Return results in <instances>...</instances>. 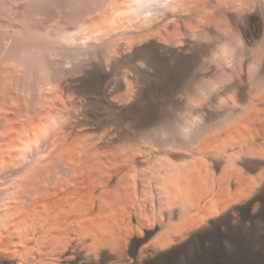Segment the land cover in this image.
<instances>
[{
    "label": "bare ground",
    "instance_id": "obj_1",
    "mask_svg": "<svg viewBox=\"0 0 264 264\" xmlns=\"http://www.w3.org/2000/svg\"><path fill=\"white\" fill-rule=\"evenodd\" d=\"M50 1L56 3L51 7L68 0ZM121 1L110 4L117 7ZM23 2L29 6L16 10L19 16L35 12L33 25L42 24L50 8ZM170 5L152 23L129 24L132 28L121 36L125 39L118 41L122 44L117 42L119 57L137 63L133 81L121 71L116 79L103 72L85 80L88 97L81 115L86 126H93L89 120L95 114L112 115L111 135H125L124 124H129L140 137L161 124L162 102L173 105L182 124L198 113L208 125L222 113L231 122L221 132L210 129L193 147L183 143L189 154H153L152 143L148 154L46 153L16 166L12 162L19 156L0 154V200H15L0 211V264H264V90L256 92L249 77L251 65L264 74V0H178ZM98 20L83 25L92 28ZM1 31L0 37L12 40L10 31ZM24 41L21 48L37 46ZM124 41H129L128 50ZM91 96L99 100L94 113L87 111ZM4 163L15 167L3 168ZM155 225L159 235L145 245Z\"/></svg>",
    "mask_w": 264,
    "mask_h": 264
},
{
    "label": "rangeland",
    "instance_id": "obj_2",
    "mask_svg": "<svg viewBox=\"0 0 264 264\" xmlns=\"http://www.w3.org/2000/svg\"><path fill=\"white\" fill-rule=\"evenodd\" d=\"M3 1L0 0V26H1L0 31L1 30H2L1 32L4 31L3 32L4 34L6 32L10 31L11 35H12V40L10 39L11 42L12 41L15 42L13 37L16 39L17 42L19 40L18 43L22 42L21 46L19 44L17 46V45H14L16 43L13 44L10 42V40L4 39L2 37V35L0 37V63H1L0 64V70H1L0 71V80H1L0 81V99L2 100L0 102L1 103L0 104L1 105L0 106V142H1L0 143V154H15V158L19 156L17 163L15 161L12 162V164L14 163L15 166L24 162L27 157H30V158L32 157L31 159H33L34 158L33 156H35L36 154H46V153L47 154H64V152H65V154H67V153L70 154L72 152L71 154H88L89 153V154H133L134 155L135 152H136V154H139V152L141 154H148V153H150V152L152 153L154 151L153 154H157L158 152H159V154H163L164 151L165 152L168 151L167 153H172V154H174V152H175V154H189L188 148L185 147V145L183 143L189 145L188 147H190V146L193 147V145H195L199 141L198 139H201L202 137H204L205 134L207 135L208 133H211L212 129H213V132H217V131L221 132L224 129H226V127L231 122L230 121L231 117L227 113L223 117L224 113H222L218 117H214L213 120H211V122H209V125H208V123H204L202 121L201 113H198V116L194 117L193 120L189 121L187 124H182L179 121H177L180 117L178 116L177 112L174 111L175 108L173 107V105H170L169 103H166V102H162V110H161V118H160L161 121L159 122L161 124H157V125L149 128L146 132H143L140 135V137H139V135H137V133L135 131L133 133V130H131L129 124H124L125 127L123 126L127 131V133L125 135H123V136L117 135V134L111 135L110 134L111 133L110 132V125H111V121L113 120L112 115H106V114H104L103 116L101 114L93 115V117H91L89 120V123L93 124L92 127L86 126L87 122H84L85 120L83 119V117L81 115V106L87 100V97H88L87 92L84 89L85 80H87V78H89L93 74L103 73V72L108 74L111 78L116 79L118 77V75L120 74V71H121L120 75H123L125 77L127 76L126 78L124 77V79L128 80V82L131 81L132 79L134 80V76H135L134 71H135V67H136L137 63L132 62V60H130L129 58H126V57H122V56L119 57L120 55H118V53H117L118 52L117 49H118L119 45L116 48V45L119 43L118 41L121 42V40H122L121 36L124 34H125L124 36H126V33H128L127 31H129V27H131V25H129V24L132 23V26H133V24H136V25L141 24L144 26V24H146V25L149 24V21H151V23H152L154 20L159 19V17L165 11H168L171 9V7H170V9H168L170 4H171L170 6H172V4L176 3L178 0H175V1L174 0H171V1L170 0H139V1L138 0H122L119 3V5H117V7H115V5L118 3L111 5L110 0H87V2H86V0L84 2H82V0H79L80 3L78 1H75V0L73 2L71 0H68V1H65V4L62 6L58 3L60 5V7L59 6L57 7L58 4L56 6L50 7V5L56 4L55 2L50 1V0H49V2H48V0H44V1L41 0V2H39L38 0H34V1L31 0V1H33L32 3H36L33 5H37V6L41 7L45 3L46 5L45 6L43 5V8L44 9L50 8L48 10L50 13L48 11L46 12V16H45L44 20L42 21V24L40 23V25L36 24V23L33 25L34 19L36 20V18H38V16H36L37 14H34L35 12H33V14L31 12L32 17L34 15L35 18H32L30 16V14H29L30 18L26 17V18H28V21L25 17H23L21 15L19 16V12H17V11H19L21 9V7H23V6H25V7L29 6V5L24 4L25 1L24 2H23V0H21L20 2H19V0H3ZM26 1H27V4H28V1H29V3H31L30 0H26ZM69 1H71L72 3L70 4ZM74 2H77V4L76 3L73 4ZM81 2L85 3V4H82ZM32 3H31V5H32ZM87 3H88V5H87ZM91 3H92V5H91ZM48 4H50V5H48ZM68 4H69V6L72 5V7H74V8L68 7ZM65 5H67V6L65 7ZM86 5L90 6V8L87 7ZM84 6H86L87 8ZM152 6H154V7H152ZM52 7H55V8H53L54 9L53 12H51V10H53ZM80 7H81V9H80ZM108 7H109V9H108ZM114 7L117 9L113 11V9H115ZM43 8H41V9H43ZM55 9H57V10L55 11ZM60 9H62V10H60ZM70 10H71V13H70ZM78 10H81L82 13ZM87 10H89V12ZM98 10H99V12H98ZM73 11H76V12H73ZM110 11H111V14H109ZM153 11H155V12H153ZM54 12H55V14H54ZM92 12L95 15H93ZM161 12H163V13H161ZM61 13H63V14H61ZM87 13H88V15H87ZM112 13H113V15H112ZM50 14L52 15L51 18H50V16H51ZM83 14H84V17L82 16ZM60 15H63V16H60ZM66 15H67V17H66ZM69 15H72V16H69ZM86 15H87V17H86ZM15 16H16V18H15ZM102 16L108 17V18H106V21L102 20ZM150 16H152V17H150ZM93 17L96 20V23H97L98 18L101 19V21H102L101 22L100 20H98L99 21L98 26L96 25V23H94L98 27V29L95 28L94 24H91L92 28H91V26H89V24L88 25L84 24L86 27L83 25V23H86L88 21L90 22V20ZM105 17H103V19H105ZM154 17L157 19H155ZM131 18H132V20H131ZM11 19H13V20H11ZM86 19H88V20H86ZM115 19L118 21H116ZM120 19H121V21H120ZM152 19H153V21H152ZM16 20H18L17 21L18 23H16ZM21 20H23V21H21ZM125 20H126V22H125ZM130 20H131V22H130ZM52 21H54V22H52ZM146 21H148V23H146ZM20 22L21 23L24 22V23L21 24ZM115 22H116V24H115ZM117 22H118V24H117ZM10 23H12V24H10ZM103 25H104V27H103ZM99 26L101 28H99ZM49 28H51V29H49ZM125 28L127 31L125 30ZM114 29H117V30H114ZM21 30H22V33H21ZM99 30H100V32H99ZM101 30L103 31V33ZM28 31H30V32L32 31V32L30 33ZM125 31H126V33H125ZM10 32H9V34H10ZM114 32H116V35ZM99 37H101V39ZM44 38H45V41H44ZM53 38H55V39H53ZM25 39H27V41H28V39H30L31 41H34L35 44H37V46H35V47L29 46L28 47V45H27L26 49L21 48L22 46L26 45V43H25L26 41H24ZM98 39H99V41H98ZM124 39L125 38H123V40ZM2 40H6V41L4 42ZM123 40H122V42H123ZM103 41H105V42H103ZM172 41L173 40H168L167 43L170 45L175 44V41L173 43H172ZM109 42H110V44H109ZM124 42L126 43V41H124ZM5 43H8V45L10 47H8V45ZM57 43H59V44H57ZM119 44H122V43H119ZM14 46H16V47H14ZM19 46H20L19 49H23V50H19L18 49ZM129 46H130V44L128 46H126L127 50L129 49L128 48ZM12 47L14 49L11 52ZM33 47H34V49H33ZM37 47H39V48H37ZM8 48L11 49L10 53L8 52L9 51ZM114 48H115V50H114ZM16 49H18V50H16ZM26 51L30 52V53H27ZM22 55L25 57H23ZM110 59H111V61H110ZM128 60H129V62H128ZM8 63H9V65H8ZM255 66L256 65H251L252 68L249 69V77H250V79L252 77L253 80L251 79V84H253V87L255 86L254 87L255 89L257 88L256 92H258L260 90L261 91L264 90L263 89L264 88V74L259 75V73H257V69H256L257 67L255 68ZM256 73H257V75H256ZM46 74L48 76L45 77ZM252 74H254V76H252ZM10 76H12V77L10 78ZM114 76H115V78H114ZM254 78H255V80H254ZM9 81H10V83H9ZM8 84H9V86H8ZM2 86H4V87H2ZM48 86H49V88H48ZM258 88H260V89H258ZM14 89L16 92L14 91ZM60 91L61 92L63 91L62 92L63 94ZM3 92H4V94H3ZM5 92H8V93H6V96L8 99L5 97ZM10 92H11V96L9 94ZM23 92H25V93H23ZM56 92L57 93L59 92L58 96H57ZM13 93H14V95H12ZM2 95H3V97H5L7 99L6 101L4 100L5 104L10 99L9 100L10 103L7 102L6 106H4L5 104H4V101L2 99ZM15 95H17L18 98ZM9 97H11V98L14 97L15 100H17V101L19 99V104H17L18 102L15 101L14 98L11 99ZM23 97H25V98H23ZM48 99H50V100H48ZM12 100H14V102H17V103L14 104V102ZM21 100H22V102L20 103ZM46 100L48 102L49 101L50 102L48 103V102H46ZM25 101L27 104H25ZM2 102L4 105L2 104ZM41 104H43V105L40 106ZM70 104H72V105H70ZM88 104H89L88 109H87L88 112H93L95 108H99V100L95 96L90 97V102ZM239 105H241V106H239L240 110L245 109L244 102H243V106L241 103ZM28 108H29L28 111H32V112H28L30 114L26 113L25 110H23V109H26V111H27ZM19 109H22V110L20 111ZM6 116L10 117V119H12V120L7 118ZM11 125L13 127L9 128V126H11ZM214 128H216L215 131H214ZM170 131H171V133H170ZM188 134H189V136H187ZM170 136L172 137L171 139H170ZM126 137L128 139L130 138L129 139L130 141L128 139H126ZM167 137L169 138V141L172 140L171 142H173V143L169 142ZM180 137H182V138H180ZM165 138H166V140H165ZM142 139H144V140H142ZM150 139H151V142H150ZM152 139H153V141H152ZM160 139H162V140H160ZM178 139H180V140L182 139V141H179ZM141 140H142V142H141ZM187 141H188V143H187ZM168 142L170 143L169 145H168ZM92 143H93V145H92ZM152 143H154L158 146L155 145V147H154L153 145H151ZM179 143H181V144H179ZM163 145H164V147H163ZM182 145H183V147H182ZM117 146H119V147H117ZM176 146H178V147H176ZM151 147L152 148L154 147L155 149L153 151L150 150V152L148 151V153H147L146 150H149V148L151 149ZM156 147H158V150L159 149L160 150L155 151L157 149ZM118 148H119V150H118ZM82 150H83V152H82ZM161 150H163V153H160V152H162ZM120 152H122V153H120ZM1 164H0V166H2ZM12 164L11 163L9 165L5 164V165H3L4 166L3 168H5V166L7 168H10V166ZM15 166L12 165V167H15ZM0 169H2V168H0ZM48 177L52 178L50 175ZM4 200L7 202V204L4 202ZM0 201H1L0 202V211H1V209H3V207H4V209L6 207H8V204H9L8 202H10V203H11V201L15 202L13 196H9V199L7 197V198L0 200ZM14 202H12L11 204H13ZM3 203L6 204L7 206H5ZM153 232H152L153 234L151 233L150 237L147 238L146 242H144L145 245L153 243L155 238L159 235L160 229L157 225L154 226Z\"/></svg>",
    "mask_w": 264,
    "mask_h": 264
}]
</instances>
